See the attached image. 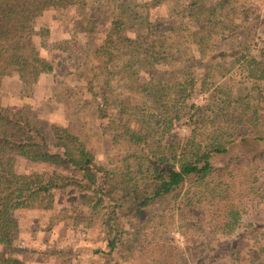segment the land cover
<instances>
[{"label":"trees","instance_id":"obj_1","mask_svg":"<svg viewBox=\"0 0 264 264\" xmlns=\"http://www.w3.org/2000/svg\"><path fill=\"white\" fill-rule=\"evenodd\" d=\"M76 3L0 0V79L13 70L21 83H35L41 73L37 68L46 61L26 46L36 35L31 17ZM204 18L198 24L208 35ZM188 36L187 27L176 25L167 39L176 46ZM206 40L202 36L198 44L201 56ZM105 45L92 54L98 68L111 67L103 77L106 86L116 77L124 83L146 78L141 85L144 96L126 97L122 104L133 102L134 114L145 98L165 104L172 83L176 98L158 115L157 132L185 120L190 133L182 141L174 135L157 151L150 143L153 116L131 115L150 127L140 134L121 121L120 135H113L112 141L120 143L121 137L125 151L112 168H105L68 129L53 127L48 142L28 116L0 107V246H11L17 229L8 210H45L55 190L74 187L88 208L89 222L99 227L103 245L91 254L107 263L125 249L123 258L136 257L135 264H264V227L243 223L251 198L260 199L255 186L264 178V39L255 53L246 47L218 51L219 60L197 78L207 94L201 105L187 104L186 83L158 77L148 50L116 53ZM240 83L248 84L242 94L237 92ZM248 142L252 153L226 156L230 147ZM218 156H226L224 163L215 164ZM18 157L31 165L50 164L56 175L19 173ZM171 231L184 238L183 249ZM0 264L24 263L0 252Z\"/></svg>","mask_w":264,"mask_h":264},{"label":"rangeland","instance_id":"obj_2","mask_svg":"<svg viewBox=\"0 0 264 264\" xmlns=\"http://www.w3.org/2000/svg\"><path fill=\"white\" fill-rule=\"evenodd\" d=\"M203 18L208 35L201 32L198 24ZM31 23L36 35L26 46L46 63L37 68L41 73L33 84L21 83L16 71H7L0 79V107L28 116L48 142L53 127L68 129L95 154L100 165L112 168L116 157L125 151L121 137L120 143L112 141L113 135H120L119 123H127L140 134L150 127L136 122L131 115L153 116L150 119L152 149L166 145L174 135L182 141L190 128L182 120L168 123L157 132L158 115L170 109L176 98L172 83L170 98H163L165 104L145 98L134 114L131 109L134 103L127 106L122 102L129 96L131 100L144 96L141 85L145 76L126 83L116 77L106 86L103 77H107L111 67L98 68L92 52L105 44L107 47V43L116 53L139 50L142 54L148 50L158 77H172L173 81L186 83L187 104L201 105L207 94L197 78L207 65L219 60L218 51L246 47L255 53L264 39V0H77L65 8L33 16ZM176 25L187 27L189 36L175 46L167 38L170 28ZM202 36L207 40L201 56L198 44ZM247 87L248 84L240 83L237 92L242 94ZM155 138H158L156 142ZM252 148L251 142L234 145L226 156L250 154ZM226 156L216 157L215 164L224 163ZM16 166L19 173L56 175L50 164L31 165L19 157ZM255 187L260 199L250 196L243 223L252 221L264 227V178ZM87 209L79 201L77 190L68 187L53 192L47 211L35 221L24 211L8 210V215L19 221L21 228L16 229L11 246L1 245L0 252L4 256H19L24 264H135L136 257L123 258L125 249L108 263L103 256L89 253L103 244L97 222L90 223L87 218ZM171 236L183 249L184 238L176 231H171ZM17 238L22 242L13 243Z\"/></svg>","mask_w":264,"mask_h":264},{"label":"crops","instance_id":"obj_3","mask_svg":"<svg viewBox=\"0 0 264 264\" xmlns=\"http://www.w3.org/2000/svg\"><path fill=\"white\" fill-rule=\"evenodd\" d=\"M44 165H47V164H44ZM68 188V187H67ZM66 189V188H65ZM62 190H64V189H60V190H55L54 192H60V191H62ZM18 211V213L19 212H21V211H24V212H26V215L27 216H29V217H31V218H33L32 220H34L35 221V218H38V217H41L42 216V214L44 213V211H47V210H39V209H27V210H17ZM19 228H21V226H20V222L19 221H17V229H19ZM20 238H23V236H21ZM15 239L14 241H13V243H16V242H18V243H21L22 242V240L21 239ZM17 244V243H16ZM88 252V251H87ZM89 253H91V250L89 251ZM17 258H19V256L17 257Z\"/></svg>","mask_w":264,"mask_h":264}]
</instances>
